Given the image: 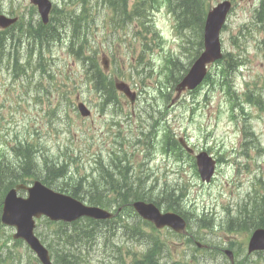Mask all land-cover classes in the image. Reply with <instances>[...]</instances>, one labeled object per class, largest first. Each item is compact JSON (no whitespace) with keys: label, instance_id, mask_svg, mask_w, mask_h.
<instances>
[{"label":"rangeland","instance_id":"1","mask_svg":"<svg viewBox=\"0 0 264 264\" xmlns=\"http://www.w3.org/2000/svg\"><path fill=\"white\" fill-rule=\"evenodd\" d=\"M69 1L71 2V0ZM210 1L212 4H216L220 0H206V3ZM259 3L260 0H236L222 36L225 52L235 55L238 60L244 62V65L238 69L235 75L237 91L243 93L253 90L256 100L258 99L257 94L262 92L260 94V105H256L245 102L242 100V96L241 98L237 96L231 98L220 82L212 85L206 84L201 91H186L179 98H176V94L172 92L171 88H166L168 77L171 75L166 69V57L172 54V57L180 56L185 61H187V58L182 55V46H180L186 37L184 36V39H182L177 34L175 19L168 12L165 0H157L156 10L153 14L155 28L153 27L154 25H151L155 31L154 33L151 31L146 32V40L139 36L135 40L131 39L130 36L133 35V32L128 34H124V32L112 34L109 32L112 14L106 11L109 14L105 15L101 12L102 9H98V3L95 2V7L100 13L98 25L101 26V20L106 19L107 24L105 26L109 29L101 30L96 37L90 38L88 49L91 52L96 50L100 58L105 54L107 55L108 52H112L115 55L112 56L114 63L116 62L118 66L121 65L128 76L130 65L138 60V54L142 50H146V59L140 60L146 75H142L143 77L137 76L133 80L134 83H138L134 86L139 85V87L146 88L145 92L141 94L135 105L129 103V100L124 105L122 101L124 98H121L122 107L126 111L134 108L140 109L138 113H142L143 118L146 119V134L153 131L159 135L155 138L153 154L150 155V158L155 157V159H152L153 161L149 164H147L148 158L146 154V166L143 169H146L147 173L153 174V181L146 183V186L153 189L155 197H158L159 192L163 194L166 200H163V202H173L167 197V190L164 184L166 181L171 184L178 182L180 189L187 192L184 200L190 219L192 212L201 214L203 210L215 216L217 226L213 229H202L199 223L193 221L194 218L190 221L192 232L203 242L214 246V248L232 243L235 247L239 246L240 249L245 247L246 249L248 236L244 233H230L231 229L236 226L235 221L231 218H226L230 209L236 211L239 207L244 212L251 210V208L243 207V202L253 201L255 197L257 199L258 195L261 196L263 194L264 183L260 182L259 179L264 178V52L258 47V42L260 44L262 36L259 29L253 25V11ZM5 4L8 5V0L5 1ZM70 7L75 6L71 5ZM62 46L65 47V44H62ZM56 51L58 53L62 51L60 46H57ZM21 53L22 55L27 54L22 49ZM45 54L47 55V53ZM61 56L66 58L64 60L66 62L62 65V70L70 76H76L79 79L82 67H85V65L75 61L73 56H69L66 52L61 53ZM31 64L32 66L28 71L29 74L34 71L35 75L39 77L41 73L36 71L34 58H32ZM218 68L219 64L212 66V75H218ZM12 73H8L10 77ZM0 77L4 78V81L0 84L2 90L0 99L6 102L4 104V115L7 118L8 109L12 105L11 102H7V97L17 96L20 88L16 85L20 82H15L13 77L9 80L3 71L0 72ZM129 79L131 78L129 77ZM78 82L81 84L80 81ZM24 90L30 93L32 97L36 93V87H26ZM161 90L166 93L170 92L172 99L167 101L161 94ZM61 98V92L50 91L52 102L55 103ZM7 103L8 108L6 107ZM13 103L16 105V112L14 110L11 111L12 116L9 127L10 129L16 126L21 128L27 123V128L24 130L27 131L30 126L33 127L32 119L35 118L36 109L23 94L19 99V108H17L16 101ZM114 108L119 109L121 107L114 105ZM46 111L50 114L49 108H46ZM126 118L132 119L131 117ZM157 120L155 131L153 127ZM245 123L251 125L254 136L246 135L244 132ZM142 127H144V124L136 125L134 123L132 125H124L122 128L125 132L132 130L129 134L136 135ZM95 129L96 141L106 143V148L102 151L104 155V152L108 151V143L113 139L114 133L119 128L111 129L108 133H104L106 128L101 126ZM165 131H172L176 137L187 139L190 142V146L192 145L198 151L206 150L216 159V174H214L211 183H203L194 165L195 158L193 156L190 157L184 154L182 159L184 162L171 154L170 156L168 155V159L165 158L164 145L166 142L163 137ZM246 131L248 132V128H246ZM139 146L141 145L128 141L124 150L135 149ZM171 147L173 148L174 146ZM97 150L93 148L94 155L97 154ZM140 150L142 149L133 151H138L136 153L137 158L142 160L145 158V154L142 155ZM53 152H57V149L55 148ZM93 152L90 154L92 155ZM173 153L177 156L180 154L175 149H173ZM87 160L89 159L87 158ZM88 162L85 163L86 167L81 168V171H76L74 166L70 167L69 175L78 178L84 169H90ZM20 170V168L4 167V170L0 173L4 183L10 181L11 176L18 175ZM103 188L101 187L98 191H92L84 187V191L90 194L99 193L102 196L105 193ZM169 190L168 192L170 193L171 190ZM43 221L38 227V233H41L43 237L49 238L53 229H51L49 223L45 224ZM77 227L87 229L92 226L88 222H82ZM101 228V231L96 229L94 238L83 241L85 245L93 242L89 247L90 254L84 255V252L81 251L80 254L84 255L83 258H79L77 255L73 259L72 256V258H67V262L72 263L73 260L79 258V264H100L103 258L112 253L111 248H107L101 253L100 251L97 253L92 252L94 247L98 246V243L110 236L104 226ZM12 232L13 230L6 226L0 230V256L6 258V262L0 264H37L29 248L16 244L11 240L10 235ZM112 234L111 236L121 243L132 242L133 238L140 237L134 228L125 233L121 231L117 233L116 231ZM157 235L165 243L161 256V261L165 264H224L219 253L218 255H204L199 251L189 249L185 239H177L170 234L167 235L166 230L157 232ZM140 240L143 244L150 242L144 237ZM119 242L114 243L116 245ZM108 246L111 247L112 245ZM117 251L122 252L123 255H128L124 247L119 246ZM9 252L15 254V257L9 255ZM192 252L199 257L198 260L193 259ZM60 254H58L59 263L61 262ZM114 255L117 254L111 255L110 258L105 260L104 264L114 263ZM181 257H184L185 260ZM254 259H258V257L256 255L253 256ZM259 264H264V261L259 260Z\"/></svg>","mask_w":264,"mask_h":264},{"label":"trees","instance_id":"2","mask_svg":"<svg viewBox=\"0 0 264 264\" xmlns=\"http://www.w3.org/2000/svg\"><path fill=\"white\" fill-rule=\"evenodd\" d=\"M179 1H180L179 8H180L181 13L183 14L181 16V25L183 27H188V28H190L191 26L198 27V28H200V33H201L202 27L204 24L205 15L207 12L204 0H194V1L193 0H179ZM194 2H196V4H194ZM261 2H262L261 6L256 12V19L259 22V24L261 25V27L264 28V0ZM151 7H152V4H151L150 8ZM48 30L50 32H53L50 29H48ZM38 32L41 33V36L37 35L39 38H41V40L43 38L45 40H48L49 38L53 37L52 35L48 34L47 32H45L43 30L38 31ZM8 42H9L8 37H3V36L1 37L0 36V57H3L5 55L6 50L8 49ZM219 64H220L222 76H225L226 74L228 76H230L234 72V68L232 71L227 70V68L230 64V61L228 59H224L222 61H219ZM211 78H213V77L209 76L208 80H213ZM215 79H218V78H215ZM224 79L225 78H222L221 80L224 81ZM175 80L178 81V78H176ZM227 85H228L227 91L231 92V95L236 94V92H234L230 88L231 84H227ZM236 95H238V94H236ZM243 97L247 102L253 101L252 99L249 98L250 96L248 94H243ZM167 98H168V96H167ZM246 128H248V132L246 131ZM244 132L246 133V135L254 136V132L251 128V125L248 123H245V125H244ZM168 135L172 136V133H168ZM165 136H166V134H165ZM174 141L176 142V145H177L178 142L176 140H173V143H174ZM21 168L27 169V170H35L38 172V169L31 166V165H28L26 167L21 166ZM70 171H71L70 166L63 167V166L52 165L51 168L47 167V169L45 171H41L40 173L44 174L43 176H44V178H45L44 180L46 182L51 183V182H53L54 177H56V176L57 177L67 176L70 174ZM23 177H25V175ZM260 181L262 183H264L263 179H260ZM92 197H97V195L92 194ZM254 199L255 200H253V201L243 202L244 207L245 208H251V210H248V211L244 212L243 214H241L243 211L241 210V208L238 207V209L236 211L229 212V215H230L229 218L233 219L235 221V225H236L235 227H233L231 229L232 230L231 232H241V233L250 232V230L252 231L255 228L264 227V187H263V194L261 196L258 195L257 199H256V197ZM239 210H241V211H239ZM212 220H213V218H211L207 222H204V224H202V226L206 227V228H210L212 225ZM75 224L77 225V224H79V222H77ZM132 229L133 228H130L128 231H130ZM148 243L151 244V242H148ZM148 256L150 258H152L153 261H155V255H154L153 251H150L148 253ZM247 264H252V263H247ZM254 264H256V262Z\"/></svg>","mask_w":264,"mask_h":264},{"label":"water","instance_id":"3","mask_svg":"<svg viewBox=\"0 0 264 264\" xmlns=\"http://www.w3.org/2000/svg\"><path fill=\"white\" fill-rule=\"evenodd\" d=\"M230 4L225 2L218 7L214 8L207 19L206 22V52L203 56L193 65L191 71L187 75V77L178 85L177 90L179 93L185 90L186 88L192 89L196 87V85L201 82L205 73H206V64L214 61L220 55V42H219V34L220 29L225 21L228 9ZM120 89H124L127 91L124 85H119ZM198 165L202 174L203 179H209L214 171L215 161L208 155L207 152H201L198 156ZM39 206V202H32V205L27 207L28 209H34ZM12 208L13 202H6V208ZM26 208V209H27ZM42 208V207H41ZM17 210L20 211V207H17ZM53 213V210L50 209ZM154 211L156 215L161 220V223L170 224L178 228L179 231H185L186 222L180 216L167 213L165 215H161L159 210L153 204H146V217H149V214H153ZM25 212V209L22 211ZM23 218L20 219L22 223ZM157 223L158 221L154 219ZM32 225V222L26 225V229H30L29 227ZM32 243L34 246L37 244L35 239H32ZM32 244V245H33ZM250 250L253 249H263L264 248V229H257L250 240L249 243Z\"/></svg>","mask_w":264,"mask_h":264},{"label":"bare ground","instance_id":"4","mask_svg":"<svg viewBox=\"0 0 264 264\" xmlns=\"http://www.w3.org/2000/svg\"><path fill=\"white\" fill-rule=\"evenodd\" d=\"M47 35V34H46ZM52 95V94H51ZM5 172V171H4ZM9 172V171H8ZM7 174V173H6ZM12 177V176H11ZM170 191V190H169ZM257 194H258V192H257ZM256 195V194H255ZM253 198V197H252ZM251 200V199H250ZM255 200V199H254ZM249 204V203H248ZM247 204V205H248ZM244 207V206H243ZM239 211H241V210H239ZM243 211V210H242ZM244 212V211H243ZM249 214V213H248ZM245 215V214H244ZM243 219V218H242ZM240 220V219H239ZM79 222V224L80 223H82V222H86V221H78ZM77 223V222H76ZM241 223V222H240ZM79 224H77V225H79ZM92 227L91 228H87V229H85V230H88V229H93V230H96L97 228L96 227H94L93 225H91ZM253 228V227H252ZM79 229H82V228H79ZM84 229V228H83ZM130 228H125V227H122L121 225H119V224H117V223H115V224H111L110 225V227H109V231L111 232V233H113V232H116L117 231V233H118V231H121V232H123V233H125V232H127L128 230H129ZM80 232V230H77L75 233L77 234V233H79ZM250 232H251V230H250ZM98 236V235H97ZM102 236V235H101ZM109 237V236H108ZM102 238V237H101ZM99 240V239H98ZM101 240V239H100ZM87 241V240H86ZM89 242V241H88ZM97 243V242H96ZM88 244V243H87ZM97 245V244H96ZM95 247H97V246H95ZM95 247H94V249H95ZM91 251V250H90ZM93 251V250H92ZM76 252V251H75ZM72 256H73V259H74V257L75 256H77L74 252H70L69 253V250L68 249H65L64 250V253H62V254H60V259H61V262L59 263V261H58V263L59 264H75V263H77V264H79V258L78 259H76V260H73V262L72 263H69V262H67V257L68 258H72ZM80 257V256H79ZM181 258H183L184 259V257H181ZM57 260H58V258H57ZM83 260V259H82ZM179 260V259H178ZM185 260V259H184ZM164 261V260H163ZM168 261V260H167ZM181 261V260H180ZM173 262V261H172ZM171 262V263H172ZM189 262V261H188ZM256 261L255 260H253V259H251V260H249L247 263H252V264H254ZM169 263V262H168Z\"/></svg>","mask_w":264,"mask_h":264}]
</instances>
